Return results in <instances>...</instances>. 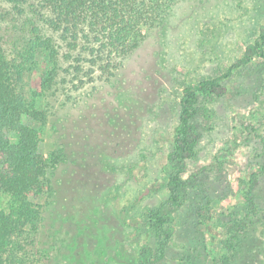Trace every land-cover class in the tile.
Listing matches in <instances>:
<instances>
[{
    "label": "rangeland",
    "instance_id": "374dc122",
    "mask_svg": "<svg viewBox=\"0 0 264 264\" xmlns=\"http://www.w3.org/2000/svg\"><path fill=\"white\" fill-rule=\"evenodd\" d=\"M263 23L264 0H178L168 12L164 27L144 30V38L125 57L124 66L112 81L115 86L110 87L95 73L81 89L50 98L56 104L54 112L62 110L68 117L62 136L52 131L49 123L40 125L25 118V124L38 129L39 148L45 156L58 144L66 150L64 161L50 175L54 187L51 194L62 192L61 209L84 217L99 204L109 245L118 237V218L124 227L120 231L133 237L139 209L157 206L167 196L161 167L170 148L181 88L201 79L222 77ZM35 51L22 61V86L28 99L39 90L38 82L48 69L44 53ZM7 52L8 58L14 55L12 49ZM259 61L254 58L223 76V95L200 101V139L196 156L184 174L192 178L186 203L174 212V254L192 237L189 224L198 217L200 207L203 218L190 226L195 232L192 239H205L200 263L210 264L215 254L222 255L221 213L226 218L240 201L251 173L258 167L256 141L260 137L251 127L256 126V133L264 135V68L258 69ZM121 84L124 90L119 89ZM121 92L134 96V103L128 107L119 104ZM30 199L42 204L46 194ZM7 202L0 193V208ZM72 222L54 224L63 226L58 236L64 244L77 233V223ZM97 236L89 226L77 235L74 252H82L86 245L96 248ZM60 246L63 252L65 247ZM56 260L60 264L62 258ZM51 264H56L54 259ZM106 264L120 263L110 260ZM159 264L174 262L168 256Z\"/></svg>",
    "mask_w": 264,
    "mask_h": 264
},
{
    "label": "trees",
    "instance_id": "16d2710c",
    "mask_svg": "<svg viewBox=\"0 0 264 264\" xmlns=\"http://www.w3.org/2000/svg\"><path fill=\"white\" fill-rule=\"evenodd\" d=\"M177 1L0 0V193L8 198L0 208V264H51L53 259L59 264V257L60 264H106L110 260L120 264H159L168 256L174 264H202L200 248L205 247V239H192L195 232L190 227L203 218L200 207L198 217L189 224L193 235L187 246L175 254L172 248L177 232L174 212L186 203L192 177L184 174L188 162L196 156L200 139V101L223 95L226 88L222 77L254 58L260 59L258 69L264 68V23L222 77L201 79L181 88L170 148L161 167L167 196L157 206L139 209V219L133 217L137 218L133 237L120 231L124 227L118 218V237L109 245L99 204L84 217L61 209L62 192L51 194L54 187L50 175L64 161L66 150L58 144L45 156L39 148L38 129L24 123L25 118L40 125L49 123L52 131L62 136L68 117L62 110L54 112L56 104L50 98L81 89L95 73L110 87L115 86L112 81L124 66L125 57L144 38V30L164 27ZM11 49L14 55L8 58L7 50ZM34 49L44 53L48 69L38 82L39 90L28 99L22 86V61L33 56ZM122 86L120 90H124ZM118 98V103L127 107L135 101L128 92L119 93ZM255 127L251 131L260 137L256 141L258 167L251 173L240 201L226 218L221 213L222 255L215 254L210 264L219 260L218 264H264V135L256 133ZM40 194H46L42 204L30 199ZM66 221L77 223V233L64 244L58 236L63 226L54 224ZM89 226L98 234L96 248L86 245L82 252L75 253L77 235ZM60 244L65 247L63 252Z\"/></svg>",
    "mask_w": 264,
    "mask_h": 264
}]
</instances>
